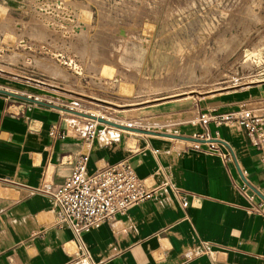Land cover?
Returning <instances> with one entry per match:
<instances>
[{
    "label": "crops",
    "instance_id": "obj_1",
    "mask_svg": "<svg viewBox=\"0 0 264 264\" xmlns=\"http://www.w3.org/2000/svg\"><path fill=\"white\" fill-rule=\"evenodd\" d=\"M0 90L31 98L0 91V264H264L263 155L227 124H209L210 149L197 120L210 107L262 102L264 80L198 100L172 130L109 125L91 141L89 117L36 99L34 84L0 78ZM83 153L89 173L127 159L159 192L77 237L56 225L52 192Z\"/></svg>",
    "mask_w": 264,
    "mask_h": 264
},
{
    "label": "rangeland",
    "instance_id": "obj_2",
    "mask_svg": "<svg viewBox=\"0 0 264 264\" xmlns=\"http://www.w3.org/2000/svg\"><path fill=\"white\" fill-rule=\"evenodd\" d=\"M0 78L172 130L198 100L264 80V0H0Z\"/></svg>",
    "mask_w": 264,
    "mask_h": 264
},
{
    "label": "built area",
    "instance_id": "obj_3",
    "mask_svg": "<svg viewBox=\"0 0 264 264\" xmlns=\"http://www.w3.org/2000/svg\"><path fill=\"white\" fill-rule=\"evenodd\" d=\"M35 98L39 99L38 96ZM197 120L206 129L198 137L206 140L210 149H214L215 145L211 143L209 124L216 127L224 124L240 126L254 137L264 161V100L258 104L241 103L237 108L223 112L210 107L201 112ZM106 126L109 125L88 118L85 139L91 141ZM218 133L216 131V136ZM194 147L200 148V143L196 142ZM226 157L230 158V153ZM87 162L88 153L81 154L75 161L71 175L52 192L56 225L70 228L77 237L102 223L110 222L132 205L151 199L159 192V188L147 186L137 176L127 159L101 167L93 173L88 172ZM188 203L187 197H183L182 204L187 206Z\"/></svg>",
    "mask_w": 264,
    "mask_h": 264
},
{
    "label": "water",
    "instance_id": "obj_4",
    "mask_svg": "<svg viewBox=\"0 0 264 264\" xmlns=\"http://www.w3.org/2000/svg\"><path fill=\"white\" fill-rule=\"evenodd\" d=\"M0 91H3V92H6V93H9V94H12L14 96H18L20 98H24V99L31 100L30 97H25V96L20 95V94H15V93H12V92H7V91H4V90H0ZM65 110H70V109H65ZM70 111H72V110H70ZM73 112H76V111H73ZM76 113H78V112H76ZM84 115H86L89 118L97 119L98 121H100L102 123H105L107 125L114 126V127H117V128L130 129V130H136V131L139 130V129H136V128H129L127 126H124L123 124H120V123H117V122H113L111 120H107V119H104L102 117L101 118H98L97 116H94L93 114H90V115L84 114Z\"/></svg>",
    "mask_w": 264,
    "mask_h": 264
},
{
    "label": "bare ground",
    "instance_id": "obj_5",
    "mask_svg": "<svg viewBox=\"0 0 264 264\" xmlns=\"http://www.w3.org/2000/svg\"><path fill=\"white\" fill-rule=\"evenodd\" d=\"M122 89H123V90H127L128 87L123 86ZM94 116H96V115H94ZM97 117H98V118H101V117H99V116H97ZM102 118L106 119L104 116H102ZM107 120H109V119H107ZM125 125H127V126H133L131 123H127V124H125ZM128 131H130V130H128ZM103 136L106 137L107 135L103 134Z\"/></svg>",
    "mask_w": 264,
    "mask_h": 264
}]
</instances>
